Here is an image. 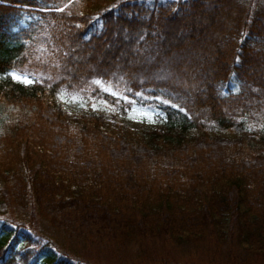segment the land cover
Wrapping results in <instances>:
<instances>
[{
    "label": "trees",
    "instance_id": "obj_1",
    "mask_svg": "<svg viewBox=\"0 0 264 264\" xmlns=\"http://www.w3.org/2000/svg\"><path fill=\"white\" fill-rule=\"evenodd\" d=\"M133 106L157 113L141 137ZM227 225L264 264V0H0V264L216 250Z\"/></svg>",
    "mask_w": 264,
    "mask_h": 264
},
{
    "label": "rangeland",
    "instance_id": "obj_2",
    "mask_svg": "<svg viewBox=\"0 0 264 264\" xmlns=\"http://www.w3.org/2000/svg\"><path fill=\"white\" fill-rule=\"evenodd\" d=\"M14 76H25L15 72L9 73L11 80L26 84L14 78ZM59 102L69 113L93 111L103 114L108 119L115 116L111 107L101 101L90 98L69 96L61 93ZM149 116L151 119L148 118ZM156 117L157 113L155 110L133 106L122 120L131 126L137 137H141L142 129L153 126L156 123ZM251 127L259 126H249V128ZM28 229L25 226L24 230L26 232H28ZM37 231L40 232L39 234L42 233L44 235L41 237L40 242L42 244L48 242L45 236L52 235L51 229L38 227ZM29 233L31 235V232ZM223 233V241L220 242L216 250L213 249L212 243L204 241L203 238L196 245L187 243L171 245L158 240L151 242L142 249L136 245H130L110 253L106 252L109 249L107 246H98L99 248H94L95 250L86 251L79 249L74 250L75 253L71 254L85 262V264H260L258 261L254 262L241 246H237L231 234L230 225L225 226ZM49 246L52 248L53 243L50 242Z\"/></svg>",
    "mask_w": 264,
    "mask_h": 264
},
{
    "label": "snow or ice",
    "instance_id": "obj_3",
    "mask_svg": "<svg viewBox=\"0 0 264 264\" xmlns=\"http://www.w3.org/2000/svg\"><path fill=\"white\" fill-rule=\"evenodd\" d=\"M14 78H16V79H18V80H21L23 83H26V84H31V83H33V81H32V80H29L26 76H25V77L14 76ZM94 83H96V84H100V81H94ZM148 118L151 119L150 116H149Z\"/></svg>",
    "mask_w": 264,
    "mask_h": 264
}]
</instances>
